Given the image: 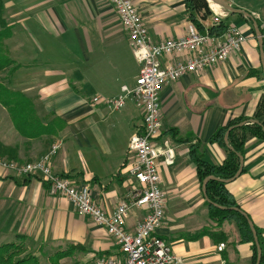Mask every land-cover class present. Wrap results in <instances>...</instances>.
<instances>
[{
	"label": "crops",
	"instance_id": "0c3cea01",
	"mask_svg": "<svg viewBox=\"0 0 264 264\" xmlns=\"http://www.w3.org/2000/svg\"><path fill=\"white\" fill-rule=\"evenodd\" d=\"M1 1L2 18L9 27L2 47L16 69L0 70V84L30 102L37 119L31 131L39 134L19 131L0 102V147L13 151L11 161L24 164L60 141L62 147L51 160L53 172L87 186L93 201L104 212H113L129 186L124 174L132 162L127 145L141 117L131 102L119 111L93 102L95 97L117 96L120 87L132 85L139 73L112 5L109 0ZM131 1L152 42L186 35L191 24L186 0ZM223 1L251 16L226 12L220 21L241 32L244 40L239 50L202 72L183 76L160 93L158 144L173 149L175 159L172 166L162 160L157 163L166 209L156 234L171 245L183 264H252L251 246L238 242L235 225L225 222L216 227L208 219L189 143L163 135L176 130L177 137H191L192 143L200 142L205 161L221 165L226 153L208 143L210 136L232 119L254 120L264 99V40L254 17L264 18V0ZM209 10L210 14H195L204 30L213 28L214 13L219 11ZM262 120L264 108L254 121ZM245 139L241 173L227 183V189L260 232L259 264H264V140L250 133ZM0 151V157L8 160ZM144 213L143 209L130 211L125 222L128 232L134 231ZM205 229L228 237L222 252H216L218 244L209 236L192 239ZM11 243L24 254L38 250L34 254L40 258L44 255L40 250L83 248L60 264H90L102 255H119L102 227L79 216L67 199L50 196L39 177H17L0 168V245Z\"/></svg>",
	"mask_w": 264,
	"mask_h": 264
},
{
	"label": "built area",
	"instance_id": "2783aa9c",
	"mask_svg": "<svg viewBox=\"0 0 264 264\" xmlns=\"http://www.w3.org/2000/svg\"><path fill=\"white\" fill-rule=\"evenodd\" d=\"M109 2L127 35L139 73L132 85L120 87L117 96L95 97L93 102L102 103L111 111H119L131 102L140 114L141 122L127 145L132 162L124 172L129 181L126 194L113 212L106 213L93 201L87 186L55 174L51 160L62 147L60 141L29 163L20 164L0 157V168L17 177H39L48 186L50 196L67 199L79 216L89 218L106 231L117 245L119 255L99 257L90 264H183L171 245L156 234L166 205L157 163L162 160L166 166H172L175 159L173 149L158 144L162 132L160 93L183 76L202 72L227 60L239 50L244 37L234 26H228L222 34L216 35L209 29L200 33L189 24L186 35L155 43L149 39L148 30L131 0ZM225 16L224 12H215L213 27H217ZM254 17L259 21L264 40V18ZM178 56L182 58L168 61V58ZM163 60L167 62L163 63ZM132 209H143L145 213L134 231L128 232L125 222ZM224 249V243L216 246L217 253Z\"/></svg>",
	"mask_w": 264,
	"mask_h": 264
},
{
	"label": "trees",
	"instance_id": "16d2710c",
	"mask_svg": "<svg viewBox=\"0 0 264 264\" xmlns=\"http://www.w3.org/2000/svg\"><path fill=\"white\" fill-rule=\"evenodd\" d=\"M186 8L189 12V20L191 24H193L200 33H203L204 29L195 19V14L202 10H204V14H210V12H207V1L186 0ZM226 28H228V25L220 22L217 27L209 28V31L212 34L220 35L226 30ZM8 36L9 27L2 18V1L0 0V70L10 68V72H13L16 69V66L7 56L2 47L3 39ZM0 102L8 108L15 125L19 128V131L30 135L39 134L31 131L37 124V119L33 115L32 105L28 100L17 93L11 92L0 84ZM263 108L264 99L254 115V120L261 117L263 114ZM31 116L33 119H31ZM226 133H228L227 143L232 150H229L226 147ZM246 133H250L252 136L256 137V139L264 140V120L257 123H250V120H245L243 118L232 119L227 124L219 127L210 136L208 143L217 145L226 153L224 161L218 166H213L204 160L200 142L196 141L195 143H192L191 137H177L178 134L176 130H169L166 133H163V135H169L178 143H189V157L195 166L196 176L200 186L202 185L203 180L209 176L217 179L210 180L206 184V197L209 202H206L205 204L208 219L214 223L216 227H220L225 222L233 223L238 232V242L250 244L252 251L251 263L255 264L257 260V248L248 224L249 218L246 215H242V211L239 209L235 199L227 189V183L224 182L225 180L232 179L239 170V156L243 157L244 155ZM0 148H2V152H5L6 156H8V160L11 161V159H14L12 157V150L3 147ZM1 154L0 151V156ZM62 177L69 178L68 176ZM17 183L24 184L25 182L18 181ZM254 229L259 242L260 232H258L256 228ZM202 236H209L214 244L225 243L228 240V237L222 232L207 229L202 230L192 239L195 240ZM81 251H83L81 246H71L64 251L54 253L48 258V261L50 264H58L61 259L72 257L74 253ZM24 253V250L19 245L13 243L0 245V264H40L36 257Z\"/></svg>",
	"mask_w": 264,
	"mask_h": 264
},
{
	"label": "water",
	"instance_id": "95a60500",
	"mask_svg": "<svg viewBox=\"0 0 264 264\" xmlns=\"http://www.w3.org/2000/svg\"><path fill=\"white\" fill-rule=\"evenodd\" d=\"M206 1L207 2H211L212 4L217 5L219 8H222L223 10H225L228 13H231V14H240V15H243V16H245L247 18H250L251 17L250 14H248L247 12L242 11V10H239L237 8H234V7L230 6L229 4H227L223 0H206ZM250 123H257V122L254 121V120H250ZM227 135H228V133H226V135H225V144H226L227 149L232 150L229 147L228 143H227ZM239 161H240V167H239L238 172L236 173V175L232 179L225 180L224 181L225 183H229V182L233 181L235 178H237L240 175L241 170H242V161H243V158L241 156H239ZM210 180H217V179L214 178V177L209 176V177L205 178L203 180V182H202V193L204 195V199H205L206 202H209V200L206 197V184ZM219 208H221V207H219ZM237 211H239V210H237ZM241 213H242V215L245 216V214L243 212H241ZM248 224H249V227L251 229V232H252V235H253V238H254V243H255V245L257 247V254H258V256H257V263L256 264H259V260H260V247H259V243H258V240H257L256 232H255V229H254L252 223L249 220H248Z\"/></svg>",
	"mask_w": 264,
	"mask_h": 264
},
{
	"label": "rangeland",
	"instance_id": "374dc122",
	"mask_svg": "<svg viewBox=\"0 0 264 264\" xmlns=\"http://www.w3.org/2000/svg\"><path fill=\"white\" fill-rule=\"evenodd\" d=\"M207 5H208V10H207V12H210V10H209V8H211V7H209V2H207ZM201 12H204V10H202ZM219 12H225V14H227L226 13V11L225 10H223L222 8H219V11H217V13H219ZM166 206V205H165ZM166 209V208H165ZM74 246H77V245H74ZM68 247H71V246H68ZM68 247H66L65 249H62V250H58V249H56V250H46V251H43V250H40V254H46V256L47 255H49V254H51V255H53L54 253H56V252H59V251H64V250H66ZM34 253H39L38 252V250H35L34 248H32L30 251H29V255H32V256H34V257H36L37 259H38V261H39V263L40 264H50L49 263V261H48V258L46 257V256H42L41 258L40 257H38V256H36ZM75 254V253H74ZM74 256V255H73ZM72 256V257H73ZM108 256H110V255H108ZM111 256H113V255H111ZM115 256H118V255H115ZM72 257H67V258H63V259H61L60 261H62V260H64V259H68V258H72ZM100 257H106L105 255H102V256H100ZM40 258V259H39ZM99 258V257H98ZM60 261H59V263L58 264H60Z\"/></svg>",
	"mask_w": 264,
	"mask_h": 264
},
{
	"label": "bare ground",
	"instance_id": "6f19581e",
	"mask_svg": "<svg viewBox=\"0 0 264 264\" xmlns=\"http://www.w3.org/2000/svg\"><path fill=\"white\" fill-rule=\"evenodd\" d=\"M209 6L211 7V8H213L214 10H219V7L217 6V5H215V4H212L211 2H209ZM217 12V11H216ZM225 13V12H224Z\"/></svg>",
	"mask_w": 264,
	"mask_h": 264
}]
</instances>
